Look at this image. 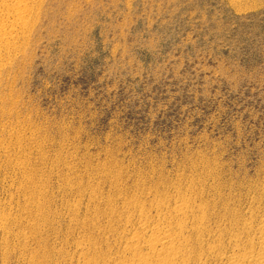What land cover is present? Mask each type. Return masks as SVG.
Segmentation results:
<instances>
[{"label":"rangeland","instance_id":"374dc122","mask_svg":"<svg viewBox=\"0 0 264 264\" xmlns=\"http://www.w3.org/2000/svg\"><path fill=\"white\" fill-rule=\"evenodd\" d=\"M41 4L28 30L0 49V222L30 231L35 205L45 203L40 212L59 223L45 220L29 244L49 245L44 262L56 264L88 233L120 230L110 208L123 213L131 199L205 181L203 200L216 213L262 181L264 0ZM212 167L218 178L204 180ZM4 238L0 230V264H22L19 241Z\"/></svg>","mask_w":264,"mask_h":264},{"label":"bare ground","instance_id":"6f19581e","mask_svg":"<svg viewBox=\"0 0 264 264\" xmlns=\"http://www.w3.org/2000/svg\"><path fill=\"white\" fill-rule=\"evenodd\" d=\"M43 1L42 0H0V39L4 44L2 47H0V49L8 48V46L14 41V39L19 34L24 33L25 31L28 30L30 20L34 18L33 17L34 15H37L36 13L38 9H40V5H42L41 3H43ZM261 165L259 167L260 169L262 168ZM205 168L207 167L205 166ZM214 170L218 171L217 167L215 169H213L212 167V170L211 169L204 170L202 172L204 175L203 179L209 180L213 178L214 175L216 174ZM201 177L202 175L200 176V181L202 180ZM261 177L260 179H262V181L260 180V182H258L256 180L258 183H255V185H252L254 182H256L254 180L252 181L253 182L252 184L250 183L252 186L249 185V181H247L248 184L247 182L246 184L244 183L245 187H247V185L251 187L248 189L246 188L247 196L244 193L246 198H244L245 200L243 202L241 201L237 203L236 201L234 203L233 200L236 199L234 198L235 196L233 197L234 199L232 198V201L234 203L232 206L229 205L230 204L229 201H227L229 202L228 204L226 203L223 205L221 204V202L220 203L217 202L219 203V208L221 210L216 211V213L214 212V208L213 210L211 209L212 212L208 208L209 207L208 203L210 200L208 199L209 200L207 201L208 203L207 202L205 203V201L203 200V198L205 197L202 196L203 191L205 190L203 186L205 181L201 185H199L198 182H197L198 185L196 182H195L196 184L193 182L194 184H186L185 186L173 185L171 189L169 188L170 191H166V193L164 194L162 193L163 195L161 197L158 196L159 197L158 199L155 198L156 197L155 195L153 198L149 200L145 199L146 201L137 200V198L136 200L131 199L132 201L128 199L129 201L127 203L125 202L124 206L122 207L124 208L123 213L118 209L119 206L117 207L118 211L115 210L116 211L115 213L114 212L115 206L113 209L111 205L110 207H112L113 210L111 208L110 210L113 211V213L110 210L109 212L112 213L111 215L114 214V217L117 219L118 223H120V227H121V228L119 227L120 230H116L115 227H112L113 228L112 229L111 227L108 226L110 228V229L107 228L108 230L111 231L112 229L111 232L109 231L110 232L109 236L107 235L104 236V234H102L101 236L99 235L100 233L98 232L96 233H98L97 235H99V237L97 236L94 237L90 233H88L89 236L85 234L86 237L73 241L70 247L72 248V250L71 251L69 250V252H67L65 255L62 254L63 256H61L59 262L57 263L55 262V263L56 264H264V175L263 178ZM216 178H218V176ZM213 179L211 180L213 181ZM219 182L215 183L214 181L213 183H215L217 186L216 187L212 186L211 187L212 189L209 187L211 183H209V186L207 184L208 188H210L211 193L217 192L218 190L217 187ZM231 183L232 182H230L229 185H231ZM220 184L222 185V183ZM232 185L234 184L232 183ZM224 186L226 187L227 184L226 185L224 184ZM236 186L238 187L237 184ZM242 186L240 185V187ZM230 187L229 190L231 189ZM222 189L220 188L221 191H224L225 188L223 187ZM230 191H232V189ZM240 192H242L241 188H240ZM228 194L223 193V195H226V197L227 196L229 197ZM90 195L92 196L93 194ZM211 195L216 197L215 195L217 194L215 195L211 194ZM238 196L240 195L238 194ZM220 198L222 197H219L217 200L221 201ZM108 201L110 204L111 200ZM224 201L222 200L223 203ZM79 205H80L79 202H75L71 204V206L73 207V209L71 207V213L69 211L70 207L69 205H67L68 207L67 211L70 213V215H66V216H70L68 218H70L71 221L75 217L77 219L78 216L75 215L77 213L76 211L80 209ZM221 205L222 208L220 207ZM35 206H36L35 209L37 211L36 219H33V221L31 220L26 222V226L30 228V231H27L26 228L25 230L27 232L25 231L19 232V230H17L18 232L17 231L10 232L9 231L10 229L8 230L6 227L7 225L6 222L5 221L0 222V230L2 231V233L4 234L6 233L7 238L9 239L11 238V240L13 239V240H17V242L19 241L20 243L19 252L23 253L22 258L21 259L19 258L21 257V255H18L17 257L18 253L16 251L15 252L17 254L14 256L20 259L22 264H40L37 261H39V259L41 258L43 259L44 262V257H47L45 256L46 255L45 252L48 253L46 249H48L47 247H49V245L47 247L44 246V244L48 240L45 239L44 237L43 239H45L46 242L45 241L43 242L44 247L41 245L43 247L42 249L46 248L44 251H41L39 249H34V247L30 248L32 245L30 242H33L32 240L35 239L34 241L36 244L37 242L36 238H39L34 229H39L40 228L39 226H41V224L43 225L45 220L48 219L46 217H50L40 212V210L43 207H45V203L44 206H42V203L38 205L36 204ZM85 210H88V208H86ZM87 213L89 214V212ZM94 213L92 212V214L94 215L92 214L90 215H92V217L95 216L96 218L97 213L96 212ZM103 215L107 216L108 214L107 215L103 214ZM51 218L53 219V217ZM55 218H57V216ZM106 218L110 219L109 217ZM112 218L113 217L111 216V219ZM38 219L40 220L39 222L41 223H38V221H36ZM15 220L16 219L12 221L14 222ZM47 221L49 222L51 221L52 222L51 225L56 224V222L53 223V221L50 220V218ZM102 221L104 222V219H102ZM90 222L91 221H89V224L91 226L92 222L91 223ZM58 223L56 225H58ZM44 224L49 225L47 223ZM86 224H84V226ZM115 224L114 226H116ZM94 225L97 228L99 224L98 225L94 224ZM102 225H103L102 227L106 226V225L104 226V224ZM86 227L87 226H85V228ZM72 228L70 227V229ZM79 228L78 231L80 230ZM92 228L93 231L94 227L92 226ZM53 229H57V228H53ZM62 231L60 233H62ZM75 231L73 230V232ZM94 231H98V230L96 229ZM52 232H55V230ZM104 233L106 232L104 231ZM77 235H79L78 232L76 236L73 237L76 239L78 237ZM82 235L84 234H81L80 237H82ZM73 237L71 238L74 239ZM59 238L60 237H58V239ZM53 240H55V238ZM59 240L62 241L61 239ZM56 242L57 241H55L53 245L56 244ZM38 244L39 243H37V246ZM46 244H48V242ZM12 246L14 248L15 246H17V244ZM63 248L64 247H62L61 249ZM7 250L9 251V249ZM13 251L14 249L10 252L14 253ZM55 252L57 255H61V253L58 252V250ZM57 255H54V257L52 256V259L55 258V256ZM50 261H51V257H50ZM44 263H46V261Z\"/></svg>","mask_w":264,"mask_h":264}]
</instances>
